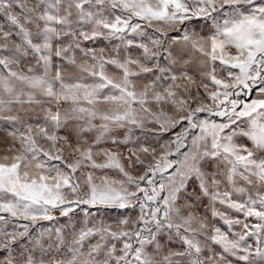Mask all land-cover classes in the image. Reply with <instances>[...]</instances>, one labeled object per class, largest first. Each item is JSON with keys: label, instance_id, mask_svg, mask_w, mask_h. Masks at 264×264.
I'll return each mask as SVG.
<instances>
[{"label": "snow or ice", "instance_id": "snow-or-ice-1", "mask_svg": "<svg viewBox=\"0 0 264 264\" xmlns=\"http://www.w3.org/2000/svg\"><path fill=\"white\" fill-rule=\"evenodd\" d=\"M0 264H264V0H0Z\"/></svg>", "mask_w": 264, "mask_h": 264}]
</instances>
